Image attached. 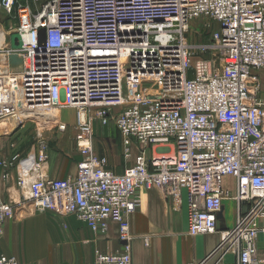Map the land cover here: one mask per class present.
Returning a JSON list of instances; mask_svg holds the SVG:
<instances>
[{"label":"built area","instance_id":"2783aa9c","mask_svg":"<svg viewBox=\"0 0 264 264\" xmlns=\"http://www.w3.org/2000/svg\"><path fill=\"white\" fill-rule=\"evenodd\" d=\"M15 10L13 32L0 28V137L30 121L36 142L0 160V179H14L22 194L18 202L0 195V239L19 208L74 214L98 232L113 221L122 249L97 250L86 264H133L129 215L139 190L156 188L174 209L186 200L191 235L217 232L224 201L235 200L220 247L235 248L238 264L263 263L264 0H0V12ZM197 18L216 24L220 57L194 59L188 38ZM111 121L129 161L122 173L95 148L96 123ZM53 126L75 132V177L49 174L44 129ZM0 264L42 263L0 252Z\"/></svg>","mask_w":264,"mask_h":264},{"label":"crops","instance_id":"0c3cea01","mask_svg":"<svg viewBox=\"0 0 264 264\" xmlns=\"http://www.w3.org/2000/svg\"><path fill=\"white\" fill-rule=\"evenodd\" d=\"M37 7L40 5L33 6L34 9ZM13 14L16 19L17 10L11 15L5 11L0 12V28L6 33L14 30L13 27L8 31L6 29L8 25H14L13 22H7L8 16L10 18ZM0 65L3 66V60H0ZM70 121H74V115L70 117ZM71 130L73 129L60 132L67 134V138L73 134L72 140L67 139L60 151H54L50 144L49 174L53 178H71L76 175L81 154L75 144V132ZM121 150L124 172L129 161L123 155L122 140ZM108 167L122 173L110 164ZM5 186L8 187V200H11V189H18L17 185L14 179H0V192H4ZM224 186L235 191V179L227 177ZM139 197L140 206L129 215L133 264H238L235 248L220 247V230L233 226L236 221L238 205L235 200L224 201L217 232L191 235L188 232V206L185 199L179 209H174L171 201L156 188L139 190ZM261 224L264 226V220ZM122 247L119 225L116 222L111 221L107 231L98 232L74 214L61 216L51 211L28 214L20 208L16 216L6 222L0 239V252L14 256L22 263L86 264L95 259L97 250L115 253ZM257 253L258 258L264 260L263 232L257 240Z\"/></svg>","mask_w":264,"mask_h":264},{"label":"rangeland","instance_id":"374dc122","mask_svg":"<svg viewBox=\"0 0 264 264\" xmlns=\"http://www.w3.org/2000/svg\"><path fill=\"white\" fill-rule=\"evenodd\" d=\"M14 14H13L14 17L10 16L9 18L8 16L7 18L8 24H10L11 22H13L14 24L11 26L8 25L7 26L8 28H6L7 31L10 30L12 27L15 28L18 25V21H19L18 17L15 19ZM215 27H216L215 23L208 22L204 18H197L191 22L188 44L191 47V50L194 55V59L197 58L212 59L217 55L219 57L221 56L220 54H218V50L213 48L214 45L211 41V34L215 29ZM202 46L203 47L207 46L210 47L211 49L205 51V49H203ZM217 65H220V60H218ZM261 79L264 82V70L261 72ZM42 114L49 115V113H42ZM74 114L75 113L72 111H67L66 112L67 119L68 118L70 119V117ZM37 115L39 116V114H35L34 116L37 117ZM35 129H36V124L34 122L28 121L26 124L20 125V127H16L15 129H13L9 134L2 135V137H0V160H3L4 158H8L12 153L15 152H21L22 154L27 153L32 147V145L36 142ZM44 130L48 134L51 147L53 148L54 151H60L62 149L61 147L64 144V142L68 141L67 139L70 140L73 135L70 134V138H67L68 137L67 134H61L60 132L57 131V128L54 126L52 128H46ZM121 140L122 139L120 132L118 131L113 121H111V123H109L108 125H100L99 123L95 125V140H94L95 148L98 153L108 158L110 166L112 168L115 167V169L118 172H122L124 168L122 150H121ZM7 188L8 187L5 186L3 188L4 192L3 191L0 192L2 194L0 195L5 199H9V197L6 195ZM11 199L14 201H19L20 199H22V194L18 189L16 188L11 189Z\"/></svg>","mask_w":264,"mask_h":264},{"label":"water","instance_id":"95a60500","mask_svg":"<svg viewBox=\"0 0 264 264\" xmlns=\"http://www.w3.org/2000/svg\"><path fill=\"white\" fill-rule=\"evenodd\" d=\"M39 38H40V42L41 43H45V39H46V29L45 28H42L40 31H39ZM14 47H18L20 44L18 42V37L17 36H14ZM10 60L11 62H15L18 60V58L16 56H12L10 57ZM21 69V68H19ZM222 215V212L219 214L218 218Z\"/></svg>","mask_w":264,"mask_h":264},{"label":"bare ground","instance_id":"6f19581e","mask_svg":"<svg viewBox=\"0 0 264 264\" xmlns=\"http://www.w3.org/2000/svg\"><path fill=\"white\" fill-rule=\"evenodd\" d=\"M1 126H2L1 130H3V131L10 130L12 128L9 123H3Z\"/></svg>","mask_w":264,"mask_h":264}]
</instances>
